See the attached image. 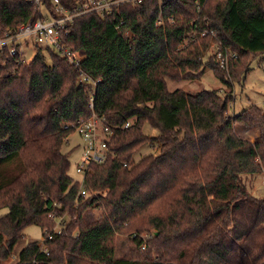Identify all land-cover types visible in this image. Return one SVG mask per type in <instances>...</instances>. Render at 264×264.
Wrapping results in <instances>:
<instances>
[{
    "label": "trees",
    "instance_id": "16d2710c",
    "mask_svg": "<svg viewBox=\"0 0 264 264\" xmlns=\"http://www.w3.org/2000/svg\"><path fill=\"white\" fill-rule=\"evenodd\" d=\"M42 1L0 0L1 32L56 17L54 0ZM58 1L70 11L78 5ZM61 41L85 56L79 66L53 48L29 63L0 57V211L11 212L0 217V233L20 240L37 225L46 237L56 227L51 213L68 217L33 262L18 264H264V195L250 184L264 177V106L229 115L235 85L264 57V0L124 3L105 17H77ZM218 45L237 55L228 70L217 63ZM208 68L224 94L168 90V79L198 80ZM93 115L118 129L107 159L89 165L82 197L63 147ZM145 124L159 137L147 136ZM146 146L160 153L134 160ZM89 209L99 218L87 222ZM117 233L131 236V258L116 256Z\"/></svg>",
    "mask_w": 264,
    "mask_h": 264
},
{
    "label": "built area",
    "instance_id": "2783aa9c",
    "mask_svg": "<svg viewBox=\"0 0 264 264\" xmlns=\"http://www.w3.org/2000/svg\"><path fill=\"white\" fill-rule=\"evenodd\" d=\"M29 1L38 7L43 5L42 0ZM77 1V7L73 11H70L69 9L60 6L58 0H54L53 3L57 10L56 17H53V15H46L44 18L38 20L30 19L18 27L9 28L3 32L0 30V57L5 56L7 59H11L20 56L21 59L19 62L26 63L21 55V45L27 43L29 37H34L37 44L45 46L46 49L53 48L61 57L66 58L70 64L79 66L85 59V56L79 55L77 52L65 46L61 41V32L69 25L73 24V21L81 15L97 13L101 17H105L112 11L114 6L124 3L136 4L142 2V0ZM160 1L164 2L173 0ZM157 24H162V20L159 19ZM68 32L69 31L67 30V33ZM208 34L209 32H203L201 36L205 37ZM212 35L216 37V33H213ZM214 54L216 55L217 63L224 70L229 69L230 60L237 56L236 54L224 50L220 45L216 46ZM87 80V78L82 79L83 82ZM131 124L132 121H129L122 128L127 129ZM74 129L75 132L80 135L84 146L82 154L83 162L77 166V173L82 176L80 181V196L86 197L87 191L85 188V182L88 167L92 162L102 163L107 159L108 143L114 134V130L118 129V127L112 128L106 125L103 119L93 115L88 120L79 121ZM49 217L56 220V227L53 233L61 234L66 226L65 217L57 218L53 213H51ZM45 233L46 237H44V241L46 239H52L53 233H49L48 231ZM44 252L49 254L46 248L44 249Z\"/></svg>",
    "mask_w": 264,
    "mask_h": 264
},
{
    "label": "rangeland",
    "instance_id": "374dc122",
    "mask_svg": "<svg viewBox=\"0 0 264 264\" xmlns=\"http://www.w3.org/2000/svg\"><path fill=\"white\" fill-rule=\"evenodd\" d=\"M253 34L248 33V38L252 41ZM241 41L246 43L245 38H241ZM251 45V46H250ZM248 47L254 48L256 42H251ZM42 48L44 52L46 47L43 45L37 44L34 37H29L27 43L21 45V55L24 61L27 63L31 62L37 55L38 50ZM168 90L174 92L176 90H184L189 94L197 93L202 90H221L222 94L224 85L217 78L214 71L207 69L203 76L194 81H173L167 80ZM235 101L232 104L229 115L239 114L242 110L250 105H257L259 107L264 106V57L263 59H256L252 62L251 71L243 80L242 83L236 84L234 88ZM237 133L240 136L247 138H254L256 136L255 131L252 128L246 126L236 127ZM144 133L152 138L159 137V131L155 128H152L149 124L144 125ZM63 150L69 153V159L71 161L70 174L76 180L81 181V174L77 173V166L83 162L82 154L84 151V146L82 139L79 134L74 132L64 144ZM160 153L159 146H146L142 148L134 157V160L139 161L141 158L153 154L158 155ZM253 193L257 197H262L264 195V177L256 176L254 180L251 179ZM11 212L9 209H2L0 211V217L4 215H10ZM101 214L100 209H89L85 212V220L87 222L94 221L99 218ZM50 218V217H49ZM51 219V218H50ZM68 221V217H65ZM55 230V229H54ZM26 242L33 245L44 241V234L42 228L37 225L28 226L25 229ZM151 233H144L143 238L150 239L152 237ZM131 236L125 233H117L115 237V247H116V256L119 258H131L134 252L137 250L135 246L131 244ZM43 244V243H42ZM141 251V250H140Z\"/></svg>",
    "mask_w": 264,
    "mask_h": 264
},
{
    "label": "crops",
    "instance_id": "0c3cea01",
    "mask_svg": "<svg viewBox=\"0 0 264 264\" xmlns=\"http://www.w3.org/2000/svg\"><path fill=\"white\" fill-rule=\"evenodd\" d=\"M254 140V138H252ZM13 221L18 224L21 220L13 217ZM27 235V234H26ZM28 239L8 240L0 233V264H18L21 262H33L37 252L42 247V243H27Z\"/></svg>",
    "mask_w": 264,
    "mask_h": 264
}]
</instances>
